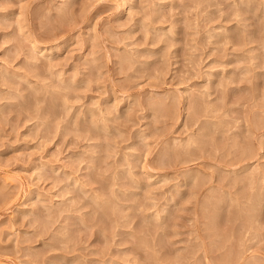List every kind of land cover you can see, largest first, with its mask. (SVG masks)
<instances>
[{"label": "rangeland", "instance_id": "1", "mask_svg": "<svg viewBox=\"0 0 264 264\" xmlns=\"http://www.w3.org/2000/svg\"><path fill=\"white\" fill-rule=\"evenodd\" d=\"M0 264H264V0H0Z\"/></svg>", "mask_w": 264, "mask_h": 264}, {"label": "bare ground", "instance_id": "2", "mask_svg": "<svg viewBox=\"0 0 264 264\" xmlns=\"http://www.w3.org/2000/svg\"><path fill=\"white\" fill-rule=\"evenodd\" d=\"M52 51V50H51ZM47 51L45 50L43 53H42V56H46V55H49L50 53H46Z\"/></svg>", "mask_w": 264, "mask_h": 264}]
</instances>
